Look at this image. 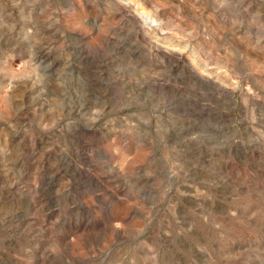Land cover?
<instances>
[{
  "label": "rangeland",
  "instance_id": "374dc122",
  "mask_svg": "<svg viewBox=\"0 0 264 264\" xmlns=\"http://www.w3.org/2000/svg\"><path fill=\"white\" fill-rule=\"evenodd\" d=\"M0 264H264V0H0Z\"/></svg>",
  "mask_w": 264,
  "mask_h": 264
}]
</instances>
